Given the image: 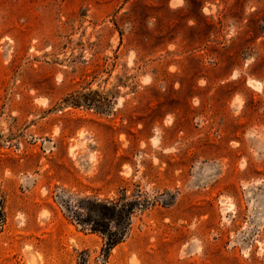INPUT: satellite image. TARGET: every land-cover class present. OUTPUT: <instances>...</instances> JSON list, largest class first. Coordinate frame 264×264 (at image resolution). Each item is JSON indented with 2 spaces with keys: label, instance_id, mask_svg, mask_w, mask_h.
<instances>
[{
  "label": "rangeland",
  "instance_id": "rangeland-1",
  "mask_svg": "<svg viewBox=\"0 0 264 264\" xmlns=\"http://www.w3.org/2000/svg\"><path fill=\"white\" fill-rule=\"evenodd\" d=\"M0 201V264H264V0H0Z\"/></svg>",
  "mask_w": 264,
  "mask_h": 264
},
{
  "label": "trees",
  "instance_id": "trees-1",
  "mask_svg": "<svg viewBox=\"0 0 264 264\" xmlns=\"http://www.w3.org/2000/svg\"><path fill=\"white\" fill-rule=\"evenodd\" d=\"M4 219H5L4 207H3V203L0 201V224L4 222ZM118 243H119V240L109 238L108 248L111 249Z\"/></svg>",
  "mask_w": 264,
  "mask_h": 264
}]
</instances>
